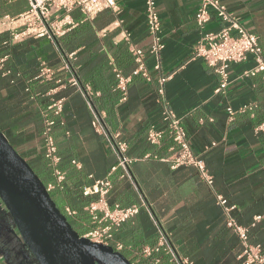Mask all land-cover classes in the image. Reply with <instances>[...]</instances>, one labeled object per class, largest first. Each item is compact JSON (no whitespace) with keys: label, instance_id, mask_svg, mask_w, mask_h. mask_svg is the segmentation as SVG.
Wrapping results in <instances>:
<instances>
[{"label":"crops","instance_id":"crops-1","mask_svg":"<svg viewBox=\"0 0 264 264\" xmlns=\"http://www.w3.org/2000/svg\"><path fill=\"white\" fill-rule=\"evenodd\" d=\"M155 2L164 43L160 72L153 69V57L147 52L151 35L145 0H115L116 11L103 10L91 20L73 10L77 25L55 43L47 37L15 41L9 31L0 32V130L28 162L45 165L42 177L47 183L52 177L42 155V112L52 98L64 99L52 133L65 179L63 187L50 194L64 214L67 208L73 211L66 215L83 234L90 228L85 206L96 196H84L82 189L107 176L116 163L104 135L92 126L96 114L106 132L125 141L126 154L136 159L130 165V178L119 177V169L111 174L108 201L128 206L144 200L192 264H240L241 244L226 226L216 198L221 196L234 206L231 213L241 225L250 226L254 216L263 215L250 228L249 240L264 244V133L255 130L264 120V78L261 73L245 74L254 65L249 56L229 65L225 91L215 92L219 77L194 50L200 36L194 19L199 0ZM223 2L257 36L264 58V0ZM27 7V0H0V21L18 16ZM220 26L212 18L205 29L215 31ZM126 32L130 43L145 52L151 81L134 74L137 64L123 37ZM68 53H74L71 71L63 68ZM42 61L55 70V79L66 83L59 86L55 80L36 79ZM115 68L131 76L124 101L112 87ZM160 74L168 76L162 95L157 82ZM74 76L95 90L93 106L67 82ZM164 104L181 118L191 148L213 177L212 185L192 166L171 168L153 157H167L173 144L167 136L159 144H150L146 138L148 126L163 128ZM245 104L253 108L241 112ZM228 109L234 111L232 119ZM115 238L127 246L123 254L132 259L134 250L155 242L156 229L142 208L119 227ZM5 256L6 247L0 243V264H12Z\"/></svg>","mask_w":264,"mask_h":264},{"label":"built area","instance_id":"built-area-1","mask_svg":"<svg viewBox=\"0 0 264 264\" xmlns=\"http://www.w3.org/2000/svg\"><path fill=\"white\" fill-rule=\"evenodd\" d=\"M27 2L28 7L24 12L16 17L5 16L0 21V32L9 31L12 40L19 41L26 37H47L55 43L56 40L77 25V21L72 16L73 10H78L87 20L93 19L103 10H117L115 0H27ZM212 18H216L221 23L218 30L209 31L205 29ZM194 19L200 30V36L194 48L195 55L201 57L218 75L219 83L215 92L225 91L229 83V65L245 61L249 56H253L254 65L245 74L252 76L261 73L264 78V58L257 36L243 26L239 19L228 10L223 0H199ZM145 20L151 35V43L147 52L153 57V69L160 72L164 43L162 41V24L155 0H145ZM123 37L129 43L130 51L137 64L134 74H139L146 81H151V75L144 63L145 52L130 43L129 33L126 32ZM73 60L74 53L65 54L63 68L71 71ZM2 66L3 59H0V68ZM114 77L115 88L120 93V101H124L127 97V86L131 81V76L123 75L120 70L115 68ZM36 79L55 80L59 86L66 83L61 78L55 79V70L44 61L40 63ZM167 79L168 76L162 74L157 78L158 92L161 95L164 92V83ZM67 82L76 86L84 94L88 105L91 106L92 91L90 86L85 85L83 88L75 76ZM63 101V98H52L46 110L42 112V155L52 177L51 181L45 183L48 192L54 188H62L65 179V172L59 166L60 156L52 133L53 127L57 123L56 118L60 116L62 111ZM252 108L251 104H245L239 110L244 112ZM233 114L234 111L228 109L229 119H232ZM160 119L163 128L148 126L147 141L150 144H159L163 137L167 136L173 144L167 157L156 155L153 157L168 162L171 168L182 165L192 166L205 183L212 185L213 177L208 172L204 160L191 148L181 118L168 104H164ZM92 126L104 135L108 148L116 157V163L110 168L107 176L95 180L91 185L84 186L82 189L84 196L95 195L96 198L85 206V211L90 219V228L81 235L92 242L112 246L114 250L123 253L127 246L115 238V232L122 224L136 216L144 208L156 229V240L153 244H145L134 250L133 258L129 259L131 263L192 264L191 260L175 246L170 232L162 227L144 200L139 204L128 206L108 201L107 195L112 188L111 174L119 169V177L130 178V165L136 159L126 154L127 144L125 141L120 140L117 135L106 132L101 119L96 114L92 120ZM255 130L264 133V120L256 126ZM144 157H149V155ZM216 199L222 207L226 226L234 232L241 244L242 250L238 259L242 264H264V244L251 243L249 240L250 228L263 215L254 216L250 226L241 225L231 213L234 206L228 205L227 200L221 196H217ZM72 213V210L66 209L67 215Z\"/></svg>","mask_w":264,"mask_h":264},{"label":"water","instance_id":"water-1","mask_svg":"<svg viewBox=\"0 0 264 264\" xmlns=\"http://www.w3.org/2000/svg\"><path fill=\"white\" fill-rule=\"evenodd\" d=\"M1 208L10 223L0 217V243L8 249V233L34 264H132L122 252L72 227L45 183L0 130Z\"/></svg>","mask_w":264,"mask_h":264},{"label":"flooded vegetation","instance_id":"flooded-vegetation-1","mask_svg":"<svg viewBox=\"0 0 264 264\" xmlns=\"http://www.w3.org/2000/svg\"><path fill=\"white\" fill-rule=\"evenodd\" d=\"M0 210V217L7 222V217L3 213L2 208ZM5 235L4 237L8 240L7 246L9 250L7 248L6 250L8 252L9 261L12 262V264H34V260L31 256L29 257L22 253L25 247L15 240V238L9 236L8 233L5 232ZM1 240L3 239L1 238Z\"/></svg>","mask_w":264,"mask_h":264},{"label":"trees","instance_id":"trees-1","mask_svg":"<svg viewBox=\"0 0 264 264\" xmlns=\"http://www.w3.org/2000/svg\"><path fill=\"white\" fill-rule=\"evenodd\" d=\"M56 42H57V40H56ZM80 83V82H79ZM80 85L84 88V86H85V84H83V83H80ZM113 89L115 90V91H118L116 88H115V81H114V83H113ZM91 88V87H90ZM91 91H92V95H94L95 94V90L93 91V88H91ZM90 103H91V106H93V102H92V100H91V98H90ZM11 143V142H10ZM12 144V143H11ZM13 145V144H12ZM14 147V146H13ZM15 148V147H14ZM21 155V154H20ZM22 156V155H21ZM23 157V156H22ZM28 162V161H27ZM29 164H30V166L33 168V170L36 172V174H38V176L42 179V181L45 183V181L43 180V177H42V174H46V167H45V165L41 162V161H37V164L35 165H33V164H31L30 162H28ZM52 196V195H51ZM53 198V197H52ZM54 199V198H53ZM55 201V200H54ZM57 204V203H56ZM58 206V205H57ZM59 207V206H58ZM61 210V209H60ZM67 216V215H66ZM68 218V217H67ZM69 220V219H68ZM69 222L71 223V221L69 220ZM71 225H72V227L75 229V227H74V225L71 223ZM76 230V229H75ZM76 231H78V230H76ZM79 232V231H78ZM240 262V264H242L241 263V261H239Z\"/></svg>","mask_w":264,"mask_h":264}]
</instances>
